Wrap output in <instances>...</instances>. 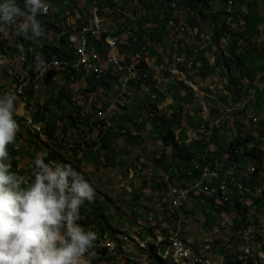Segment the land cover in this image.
I'll return each instance as SVG.
<instances>
[{"label":"crops","instance_id":"crops-1","mask_svg":"<svg viewBox=\"0 0 264 264\" xmlns=\"http://www.w3.org/2000/svg\"><path fill=\"white\" fill-rule=\"evenodd\" d=\"M77 2L78 5L81 6L80 10L85 13L91 10L94 6H98L101 9V13L104 14L105 17H107L108 21L115 28H117L116 32L119 37L123 38L126 34V30L131 29L134 35L138 38V40L147 46L150 53L148 58L146 57L148 68L150 71V78H151L150 84L146 85L137 82L131 83L130 86H128V90L125 93V95H119V91L116 90L114 92H116L117 95L115 96V98L111 100L108 98L106 89L114 86L113 84L109 83V80L114 81L115 80L114 78L108 77L107 81H105L104 84L101 82H99L98 84H93V83L89 84V82L90 81L92 82V80H90L89 78H84L86 90L87 91L91 90V92L89 93L88 91L87 93V91L85 90L84 93L83 91L81 93L79 89L72 88V93L69 92L68 93L69 97H68V94L65 95L66 91L64 92V89H66L65 85L67 83V81L65 80L66 72H60V74H57L56 72H52V73L48 72L45 76L44 81L43 80L39 81L38 90L32 93L29 92V101L26 105L21 100V89L18 88V84H17L15 88V93L18 94V96L15 101L14 119L17 121L18 124H21V126L23 127V131L19 133L20 138H18L17 135L18 132H17L15 142L13 144H9L8 146L13 147L14 144H16L14 150H16L17 148L18 149L21 148L23 151H26L25 154L22 153L23 152L22 150L18 151L17 153L15 152L10 153L11 155L10 158L12 157V155H13L12 158H15V164H13V166H16L15 172H17L19 175H25V176L28 175V171H30L29 166L33 161V159L37 155L41 154L43 145L47 144L50 138L56 137V134L58 135L57 131L58 128L60 127L61 117H63L64 119L65 118L71 119L73 118L71 113L75 112L74 114L77 115L78 114L77 110H80L82 108L86 112L87 111L90 112L92 105L96 107V109L93 110L94 112H96V115L94 116L95 118L100 114L107 115L109 113L108 127L110 128L108 129V132L110 131V136H108V138H106V140L102 142L96 140L92 141V143L91 140L85 142L83 147L86 150L84 152L88 154L89 149H93L96 151L99 148L102 149L104 147L113 149V146L117 143L120 144V146L126 148L124 146V140L121 138L122 136L116 138L113 137V133H112L113 126L111 124L109 126V123H112L111 120L113 118L111 119L110 117L113 114V111L116 110L118 106L127 109V107L130 106L131 102L135 101V98L133 97L132 94L137 95V100H139L138 105L141 111L142 110L148 111L147 112L148 118L151 119L152 121L147 124H143V121H140L141 118L139 117L138 120L133 119L131 121L134 122L133 127H131L128 123L124 125L123 128L129 129V133H130L129 136L133 137L134 142L138 138L137 136H141V133H143V131L145 130L149 131V129L153 130L155 126L165 125L161 121H158L156 124L151 117V111H150L151 105L149 102H153L157 100V99L154 100L151 99V94L153 93H158L159 95V97H157L161 102L159 103L158 105L159 107L157 110L159 114H162V112L167 113L168 118L171 121L174 118L172 117L173 113L176 114L183 110V114H186V115H180L181 117L179 118L178 122L172 121L171 123H173L172 128L175 130L177 134L182 131L183 137L188 136L191 138L190 140H188L189 141L188 143H193L195 141H200V143H204L203 139H207V135H209L210 133H206L202 129L200 130L199 126L202 123H205L206 126L212 125L213 123L217 122V119H220L224 126L230 127V130H232L233 133L231 137L232 139L234 136L244 133H248V134L250 133L253 135L259 134L260 132L259 127H262V125H260L259 123L261 120H264V0H257L252 14L253 16L252 18L253 20H255L252 30L253 37L251 39L252 50H254L253 47H256L258 50V54L245 61V64H247L246 75L245 78H243L242 81L239 82V86L244 88H248L253 85L257 87L255 97L253 98L252 97L250 98L247 93L241 94L240 97L232 96L231 91L226 87L228 83L227 82L228 78L225 73V69L217 61L219 46L216 45V42L215 40L212 39L211 35H207L204 33L203 34L204 39H202V41H200L201 35L199 37L192 35L194 33L197 34L199 32V28H201V21H199L200 23L198 25H195L190 28L187 26L186 23H184L183 25L186 24L185 25L186 27H184L182 31H179V35L176 34L175 30L173 32L172 30H169L166 27L164 28L161 25L164 16L163 12L164 9H168L169 0H118V8L114 7V5L112 6L110 4L111 2L109 3V0L107 1L77 0ZM19 4L23 5L21 2H19ZM63 5L64 7H66L65 4ZM242 6L246 7V3H243ZM220 8H222V10L224 9L226 10V4L223 3V6ZM118 9L123 10L126 13L125 17L127 18V20L124 21L122 24L120 23V20L117 17ZM182 17L183 16H181V18ZM220 18L223 19L224 16H220ZM52 32H53V36L48 38V41H46L43 45L53 46L51 41L57 39L59 37V34L54 30ZM258 32L260 33V35L258 34L257 36ZM45 34H47V31L43 29L41 37H39L36 40L37 41L40 40L42 36H45ZM3 36H4L3 38L5 39V43L8 46H13L16 42L25 38L23 35H17L15 31L11 32L8 29L5 33H3ZM176 38H178L177 42L179 43V48L177 50H174L173 43L176 40ZM95 43H101L100 38H96ZM101 47L102 44H100V48ZM100 51H107V50L100 49ZM9 52L10 50H8V48H0V63L4 64L5 56L6 58H17V54L16 55L14 54L12 57L10 54H8ZM175 56H180L177 61L175 60ZM161 63L167 64L169 68L170 67L176 68L175 72L177 74L180 75V73L183 72L181 73L183 77L187 78L188 76L194 82H196L199 89L203 92L202 96H204V99L206 101L207 112L205 114L201 110L202 106L200 105V99L195 98L193 92L188 87L182 85L179 75L172 74L169 70L158 69V65ZM12 72H13V68L7 65L3 66L0 64V84L2 85L0 88L1 90L0 96L4 95L3 87H6V91L12 93L14 92L12 89L14 86H11L10 83L15 84V80L17 79L14 77ZM57 75L61 76L62 78H57ZM113 75L117 76L116 71L113 72L112 76ZM184 84L185 85L188 84L187 86L190 87L189 81H187V84L184 82ZM74 85L75 84L71 83L70 87ZM64 86L65 88L63 89L62 87ZM98 87H100V90L97 89ZM114 87L117 89V85H115ZM155 87L158 90L155 91L154 89ZM258 87H261L262 89L260 90V88ZM93 91L97 93L96 99H91L89 101H86V99L83 100L84 98L87 97L86 95L88 96L91 95ZM79 92L80 95H76ZM204 93H209L210 96L207 97L205 96ZM58 94L60 96H58ZM73 97H77V100L73 101L72 99H69ZM233 97H235L236 100H233ZM222 107H224V110L222 109ZM43 108L49 111L50 115L47 117H51L52 120L49 121L48 119L46 120L41 119V113ZM101 110H104L105 112ZM234 110H240L241 112L240 114H237L236 112H234ZM27 116L41 121L42 123L41 130L35 129L33 122H29V124L32 127V130L28 126H26L25 117ZM176 117H178L177 114ZM185 129H187V133L185 132L186 131ZM29 131H31V133H29ZM89 134L90 135L93 134V130ZM212 134H217L218 136H220L222 141L228 140L226 136V130H215L213 131ZM32 135H36L37 138L36 139L32 138L31 137ZM105 135H109V134L106 133ZM144 140L146 141V139ZM135 143L137 144V142ZM200 143L196 142L192 145L193 152H198L201 150L202 145ZM91 144L94 145V148L89 147V145L91 146ZM156 144L157 146H154L151 143L146 145L143 144V146L137 144V146L130 149L132 150L131 154L133 159L137 161L136 163L134 161L132 162L134 164V167H138L141 164L147 163V166H145V170L143 168V172L149 171L152 166L154 167V168L152 167V169L159 168V163H157L156 160L160 159L163 153L162 151H165L166 154L163 155L164 158L163 162L174 166L173 168L174 170L173 169L172 170L176 172L175 166L179 161H177L175 158L176 157V155L174 154L175 149L171 146H167L163 144L164 147L161 149V151H159L158 146L160 145L157 142ZM66 145L67 143L64 144V146ZM23 146L24 148H22ZM225 150H227V148ZM118 153L120 154V151H118ZM106 158L107 157L101 154V156L97 158L98 161L95 162L93 161L94 163H91L92 159L90 161L85 159L82 154L80 155L74 154L70 158V160L74 165L80 166L81 170L84 171V173H86L92 179L99 178L104 180L106 178H109L110 174L113 175L114 177L116 175L119 179L125 177L130 178L129 173L131 170H127L130 169V167L118 168L115 164L116 159H110V164L107 165L108 166L107 168H105L106 166L105 164L107 160ZM222 158H223L222 174H224V176L226 177L230 176L235 182L241 181L244 184L248 183V186L246 185L248 189L245 192L244 203H248V201L253 200L249 202L250 203L249 206H251L250 210L257 209L258 204L254 202V200H256L254 198L259 197V192H263L264 195V156H263V160L260 163H258L254 158L249 157L245 160H242L240 162V165L237 166L236 168H234L232 165L231 162L232 159H229L226 156V154L223 155L220 159ZM80 160H82V162L85 161L84 164L82 163L79 165ZM198 160L199 159L197 158L195 159V161L192 159L189 160L187 163L181 161V166H184L185 170L187 171L185 173L186 178L192 184H194V182L192 181V178H194V176H191L192 169L190 167ZM55 162L60 163V161L58 162L56 158H55ZM55 162L51 161L50 163H55ZM45 163H48V161L45 160ZM250 167H256V169H258V174L257 175L250 174L248 172ZM22 169L23 170L26 169V170L22 171ZM108 169H110V173L107 174ZM135 178L139 179L140 186H144V181L140 175L136 174ZM177 178L179 180H182L180 179V177H178V174H177ZM256 178L259 180L258 182L260 183H257ZM133 180L134 179H131L132 182ZM215 183L216 181L213 179L212 184L210 185L214 186ZM203 184L204 182H202L201 184L197 183V185H203ZM155 185L156 184L154 183V186ZM249 185L255 188L253 189L249 187ZM129 188L131 189L132 187L129 186ZM164 189L167 190L168 188L166 187ZM147 192H149L147 189L145 190L142 189V195L139 194L140 195L138 197L139 199L137 198V200H134L133 201L134 203L132 205H127L126 209L124 208L125 212H123L121 205L119 206L118 203L116 205L113 203L117 212L113 210L110 213L108 211L109 210L108 206L113 205L112 201H109V199L108 200L103 199L104 203L99 202L100 200H97L98 198L97 196H95L94 200L89 203L91 204L90 207L92 209L96 211L103 209V211L105 212V219L102 224V230H100L101 223L100 224L97 223V221H100L99 219H97L96 222L91 224L90 222L93 220L90 221L88 219L89 216L87 218V216L82 214V213H87L88 209L90 208L89 207L88 209L84 210V204L81 206L80 209V220L78 221V223H80L81 226L84 227L86 230H89L93 227H97V229H94L92 231L97 233V237H101V234L103 233L107 234L106 236L109 239L107 240V242H111L115 240L118 241L116 244H119L120 241H124L126 238L131 240L133 239V236L127 235L128 232L131 233L135 227L136 229H138L141 225H146L145 220L147 221L153 220V224H154L155 223L154 221H157L161 217V215H159L158 210L156 211L157 205L155 204L158 202L157 199L154 198L155 204H153L151 200V196ZM222 192L226 193L225 190ZM128 199L129 197H127V200ZM222 199L225 201L224 197H219L217 202L219 204H222L223 203ZM128 201H130V199ZM197 202H198L197 198L195 196L194 197L191 196V199H189L186 205L187 207L193 208V206H195ZM182 204L183 203L181 201V205ZM92 209L91 210L89 209L90 215H92L93 213ZM127 210L130 212H128ZM208 211L209 209L208 210L206 209L207 215H208L207 213ZM225 212L233 217H236L239 211L237 212V210L230 207ZM113 214H115L116 216L118 215L120 218L118 219L119 224L116 226L112 225L109 217ZM163 214L168 215L165 213ZM214 214L215 213L210 214L209 216H213ZM222 214H224V211H222ZM178 216L182 218L185 217V214H180ZM85 220L87 222H85ZM177 222L178 220H176V223ZM97 224L98 226H96ZM166 224H168V221L166 222ZM90 225H92L93 227H90ZM147 225L145 226L146 228L145 230L148 233L149 230L147 229V227H149V224ZM173 226L175 228L176 224L173 223ZM173 232L174 229H172V233ZM120 234H121L120 239L113 237V235L119 236ZM138 241L140 243H143L142 242L143 240L141 239H138ZM98 244L100 245V247L103 246L102 244H104V240L99 239V242H97L95 246L98 247ZM119 245L121 249L124 248V246L122 248L121 243ZM119 247L117 245H113L111 248L113 250H118ZM131 249L128 250L127 255L124 254V257H121L119 259L118 261L119 263H115V261H113V258H111L110 254L107 257L105 256V258L103 257V255L100 257H103L104 259L109 258L108 259L109 264H136L133 263L132 260L135 262H146L145 256L144 259L138 258L140 256L139 253L144 254L141 250L137 251V248H135V250L133 249L134 251H131ZM94 251L99 252L100 249L96 248L94 249ZM147 261L152 262V260L149 259ZM156 264H160V263L157 262Z\"/></svg>","mask_w":264,"mask_h":264},{"label":"rangeland","instance_id":"rangeland-1","mask_svg":"<svg viewBox=\"0 0 264 264\" xmlns=\"http://www.w3.org/2000/svg\"><path fill=\"white\" fill-rule=\"evenodd\" d=\"M46 1H48L49 4ZM62 1L63 0H60L59 3H57L58 1H56V0H43V2L46 4L47 8L49 5V7L51 9H58L59 8L58 6L60 3H61V5H63ZM68 1L71 2L70 0H68ZM2 2H3V0H0V3H2ZM14 2L17 5H19L20 7L23 6V5L19 4V2H21L23 4L22 0H15ZM69 2L65 1L64 2L65 6L72 4V2L70 4H69ZM177 2L179 4V12L176 14L175 19H177L176 17H178L179 22L182 21V22L186 23L189 28L192 27L191 23H189V20H191L193 18V16H195V14L198 11L197 10L195 12L189 11V7L185 6V2H187V0H185L183 4H182L183 1L181 2L178 0ZM223 3H224V0H215L213 3H211V8L209 9V11L212 12L213 14H216L219 11H223L222 8H220L223 6ZM199 7H200V5H199ZM239 8H241V7H239ZM67 9L72 11V13H69V14H73L74 16H77V20H85V17H80V15L77 14V12L74 9H72V7H70V8L68 7ZM85 9H87V8H85ZM243 9H244V7L242 8V10ZM100 10L101 9L98 6L93 7V11H100ZM203 11L206 12L208 10H203ZM250 12L252 13L253 11H250ZM223 13H225V12H223ZM251 13H249V14L251 15ZM57 14H62V13H57ZM226 15H227V13H226ZM180 16H183V19H180L179 18ZM117 17L119 18L121 24L124 21H126V19H124V12L123 11H118ZM63 18L65 19V18H67V16L65 17L62 15L60 17V19H58V20H57V17L55 18V16H54V18H53L54 28L62 29V24L64 23ZM102 19L107 20V25L109 27H113L114 29H117L108 21L107 17H105L104 14H102ZM246 21H247V17H246ZM60 22H62V23H60ZM83 26H85V27H83V29L84 28L89 29V28H91V23H85V25H83ZM210 27H211V25L209 24L208 21H202L201 22V28H199V32L197 34L194 33L192 35L193 36L195 35L196 37L197 36L199 37L201 35L200 41H202V39H204L203 34L205 33L208 35V33L211 31ZM167 28H168V26H167ZM48 29L49 28L46 27L45 31H47V34H45V36H42V38L40 40L35 42L37 52L39 50H42V48H40V47L46 41H48V38L53 36L52 30H48ZM206 30H209V31L206 32ZM129 31L133 32L131 29L126 30V32H129ZM0 34H2V33H0ZM258 34L260 35L259 32L257 33V36H258ZM87 37L91 42L94 41V37L91 34L88 33ZM96 37L100 38V35L97 34ZM23 39L25 40V38H23ZM223 41H228V40L224 39ZM51 43L53 44V47L56 49V51L61 52L63 50H66V44H65V42L62 41V36H60V35L57 39L52 40ZM101 49L105 50L106 46L103 44ZM27 52L29 53L30 50L26 51V53ZM51 60H53V59H51ZM47 63L48 62H45L44 64H47ZM245 65H247V64H245ZM73 69L77 71V68L75 66H73ZM245 70H246V68H245ZM114 71H116V70L108 71L106 76L112 75ZM50 73H52V72H50ZM243 77L245 78L244 74H243ZM57 78H62V77L57 75ZM91 79L94 80V82L102 81V79H99V78L96 79L95 76H91ZM148 79H149V77H144V78L139 77V80H140L139 83H143V84L145 83L146 84L148 82ZM65 80H66V78H65ZM237 80H238V82L242 81V80L239 81L238 77H237ZM183 81L186 84H187V81L193 82L192 80L187 79V78L184 79ZM75 82H76V84L74 86H71V88L69 87L68 83H66V85H65L66 89H64L65 86L62 87L64 89V92L66 91L65 95L68 94L69 92L72 93V88L79 89L81 91V93H82V91L84 93V91L86 90L85 83L80 81L79 79ZM91 83L92 82L90 81L89 84H91ZM10 85L15 86V84H13V83H10ZM97 89L100 90V87H98ZM106 90H107L106 93L108 95V98L111 100L113 98H115V96L117 95V93L114 92L117 90L114 86H112ZM127 90H128V86H125V93L127 92ZM88 91H89V93L91 92V90H88ZM88 91H87V93H88ZM250 92L252 93L253 90H250ZM76 95H80V92L77 93ZM132 95L135 98V101H132L130 106L127 107V109H124V108L119 107L117 105L118 106L117 109L113 111V114L110 117L111 119L113 118L111 120L112 123H109V126H110V124L113 126V128H112L113 137L116 138V137L122 136L121 138L124 140V146L126 148L120 146V144L117 143L113 146V149H109L107 147H104L102 149L99 148L96 151L93 149H89L90 154L89 153L86 154L84 152L86 149L83 147L85 142H87L89 140H91V143L94 140L101 141V142L105 141L106 138H108V136H110V131L108 132V130H107V134H109V135H105L106 133H104V136H102L100 139L95 138L94 133L91 135L89 134L90 132H92L93 128H88V123H86L85 121L81 120V122L86 123L85 126H86L87 131L84 133L83 132L84 128L78 122H75L74 119L73 120L67 119V118L64 119L63 117H61L60 118V120H61L60 127L58 126L59 128L57 131L58 135L56 134V137H55L58 139V143L55 140L51 139L48 141V143H47L48 145L43 146L42 151L45 149L44 154H46L44 156V158L49 159V156H50L51 159L56 158V160L58 162L60 161L61 164L66 163V162L72 163L70 158L74 154L75 155L76 154H79V155L82 154L85 159L90 160V161L92 159L91 163H94L95 161H98L97 158L99 156H101V154H102L105 157H107L105 168H107L108 167L107 165L110 164V159H116L115 164L118 168L130 167V169H132L134 167V164L132 162L134 161L136 163L137 161L135 159H133L132 154H131L132 150H130V149L137 146V144L140 146H143V144L146 145V144L151 143L154 146H157V144H156V142H157L160 145V146H158V148H159L158 150L161 151V149L164 147L163 144L165 145V143L162 140V135L167 130V126H166L167 124L161 125V126H155V128L153 130L149 129V131H147V130L143 131V133H141V136H137L138 138L135 140V142H137V144L134 142L133 137L129 136V134H130L129 129H127V133H125V135H122L121 130L124 127V125H126L128 123L131 127L134 126V122H131L133 119L138 120L140 117L143 121V124H147L149 122H152L151 119L148 118V115H147L148 111H143V110L141 111V109L138 105L139 100H137V95H135V94H132ZM86 96H87L86 98L83 99V97H82V99L83 100L86 99V101H89L91 99H96L97 93H95L93 91L91 93V95H89V96L86 95ZM155 96H156V98L158 97L157 95H155ZM68 97H69V94H68ZM151 97H152V95H151ZM111 100H109V101H111ZM95 109H96V107H94L92 105V108H91L92 112L87 111V113H88L87 121H94L95 120L94 116L96 115V112L93 111ZM222 109L224 110V107H222ZM101 111L105 112L104 110H101ZM234 112H236L237 114H240L241 111L240 110H234ZM162 113H164V112H162ZM178 113L181 115H186V114H183V111H180ZM105 116H106L105 114L98 115L96 117V121H101V124L104 126V123L107 120V116L109 118V113L107 114L106 117ZM167 116H168V114H167ZM179 118H180V116L178 117V119ZM46 119H48L49 121L52 120L51 117H44L43 118V120H46ZM213 122H215V121H213ZM18 125H19V131H18L17 135H18V138H20L19 133H21L23 131V127L21 126V124H18ZM107 125H108V123H107ZM109 128L110 127H108L107 129H109ZM199 128H200V130L202 129L201 125L199 126ZM185 130H186L185 132L187 133V129H185ZM104 131H105V126H104ZM248 132H250V131H248ZM29 133H31V131H29ZM206 133H208V132H206ZM35 134H37V133H35ZM247 134L248 133H244L243 136H246ZM178 135H179L181 143L192 144V143H188L189 142L188 140H190L191 138L188 136L183 137L182 131L180 133H178ZM181 135H182V137H181ZM89 136H91V137H89ZM208 136H210V137H208ZM255 136H257V138H260L259 135H255ZM31 137L35 138V139L37 138L36 135H32ZM144 139H146V141ZM203 140H204V143H200V141H195V142H199L202 145L201 150L198 152L200 154H202L203 158L207 155L208 156L212 155L213 157H216L217 164H222V159H219V158H221L223 156V154L226 152L225 149L227 148L226 147L227 141L226 140L222 141L220 136H218L217 134H209V135H207V139H203ZM34 141H36V140H34ZM65 143H67L66 146H64ZM68 144H70V145H68ZM77 144H78V146H77ZM253 144H254V142H253ZM57 145H58V149L53 151V148H56ZM260 145H264V143H262ZM47 146H49V147H47ZM140 146H139V148H140ZM15 147H16V144H14L13 147L8 146L9 155H10V153H13V152L17 153L18 151L22 150L21 148H19V149L17 148L16 150H14ZM78 147H79V149L77 150ZM89 147L94 148V145L91 144V146L89 145ZM261 147H264V146H261ZM22 148H24V146ZM118 151H120V154L118 153ZM162 152L163 153L161 155V158L156 160V162L159 163V168L155 167L156 169H152V167H153L152 166L149 171H147L143 175H140L142 177V179H145L146 175L150 171H160V170L161 171H167V174L170 175V173H171L172 175L169 178L163 177V179H161L159 181V182H161L160 186L164 187V188L167 187L168 188L167 190H174V186L188 187L189 188V187H192L195 183L197 185V183L201 184L202 181H204V177L202 176V173L204 171L203 166H201L203 168L200 167L201 172H200L199 177H196V175H194V174L191 175V176H195L194 178H192V181L194 182V184L190 183V181H188V179L186 178L185 173L187 171L185 170V167H183L182 175L178 176L182 180H179L177 178L176 172L173 171L174 166H172L171 164H167V163L163 162V160H164L163 155H165L166 152L165 151H162ZM22 153L25 154L26 151H23ZM12 157H13V155H12ZM12 157H11V159H12V167L11 168H13L14 167L13 164H15V158H12ZM51 161H53V160H50V162ZM84 162H82V160H80L79 165L82 163L84 164ZM232 165L233 166H239L240 163L232 162ZM73 166L75 168H77V171H82L80 166L74 165V164H73ZM142 166L145 170V166H147V163H144ZM255 169H256V167L252 168V174H254ZM25 170L26 169H24V170L22 169V171H25ZM29 172L30 171H28V174H29ZM82 172L84 173V171H82ZM14 173H15V170H14ZM108 173H110V169L107 170V174ZM84 174H85V178L87 180H89V182L92 184L93 188L95 189V192H96L95 196H97V198H98L97 200H100L99 202H103V199L104 200L109 199V201H112V204L114 203L116 205L118 203L119 206L121 205L123 212H125L127 205H132L134 203L133 201L137 200V198L140 195H142V189H144V190L146 189V186L134 185L133 182L131 181V179L126 178V177L119 179L116 175L114 177L113 175L110 174V177L108 176L109 178L102 180L99 178H93L92 179L86 173H84ZM220 176L221 177L219 178V180H226V186H229V187H226L224 189L226 191V193L222 192V197L225 198V201L222 199L223 203L221 204L220 207H217L216 203L214 201V206L216 207L217 211H213L211 213V214L215 213L213 216H209L206 214V209L208 210V207L205 204L208 202V199L213 198L214 195L213 194H204L201 190L190 191V196H193V197L195 196L197 198V201H198L196 203V205L193 206V208L187 207L186 203L189 200H181L183 203L181 205V208L185 207L183 209H181L179 207H171V209L165 208V201H162V198H155L158 201L157 202L158 204L154 203L155 205H157L156 211L158 210V212H159V210H163V213L168 214V215L161 214L160 219H158L157 221H154L155 222L154 224H153V220L151 222H150V220H148V221L145 220L146 225L149 223V228H150V230L147 233V238L142 237V236L137 235V234H134V233L131 234L128 232L127 235H132L133 239L129 240L128 238H126L124 241H120V243L122 244V248L124 246L123 249H121V247H119L120 243L116 244L118 241H115V240L111 241V242H107L105 245H103L101 247L99 244H98V247L94 245V249L99 248L100 254H102L103 257L105 258V256L107 257L110 254V252L114 251L111 248L113 245H117L119 247V249L116 251L122 254L121 257H124V254L127 255L129 249L132 248L131 251H134L135 248H137V251L141 250L145 254L144 255L142 253H139L140 256L138 258L144 259V256H145L146 262H148L147 260L149 259V260H152V262H149L150 264H156L159 261L156 260L155 255H152L148 250L149 244L152 243V244H155L157 251H158V255L162 256L166 260V264H173L170 262V260L167 256H165L162 252L159 251V245H165L166 244L167 250H175L177 248V242H175V241H179L178 245L180 246L182 244L183 246H185L188 252H198V259L204 260L203 264H225L227 258L234 260L235 262H237L239 264H244V262L241 263V261H239V260H247L248 261L249 258H252L253 262L255 264H264V195H263V192H259V197L254 198V199H256V200H254V202L256 201V203L258 204L257 209H254V210L252 209V210H249L247 212H245V211H241V212L239 211L238 212L237 211L238 215H236V217L229 215L225 211H224V214H222V212H220L218 210L221 209V207L223 205L230 202L234 197H237L239 200L241 199L242 201H244L245 198H243L241 195H237L236 191L240 190V193H242L245 197V192L248 188L241 181H238L237 183H235V181L233 179H227V177L224 176V174H222V171H220ZM129 177H131V171L129 173ZM127 180H129V181H127ZM256 180H257V183H260V182H258L259 180L257 178H256ZM212 181H213V179H211V178L207 179L206 185L212 184ZM121 183H124V184H121ZM129 186H131L132 188L130 189ZM247 186H248V184H247ZM249 187H251L253 189L255 188V187H252L250 185H249ZM147 193L150 195L149 192H147ZM127 197H129L130 201H128L129 199L127 200ZM204 197L205 198L207 197V199H205ZM149 198H150V196H149ZM218 198L219 197H217V200H218ZM204 200H206V201L204 202ZM251 201H253V200H251ZM251 201H248V203H244V204L249 206V204H250L249 202H251ZM114 204L108 206V209H109L108 211L110 213L113 210H115V212H117ZM90 206H91V204L89 202L85 201L84 210L88 209ZM179 209H181V210H179ZM92 212L95 215L96 210L92 209ZM128 212H130V211H128ZM93 213H92V215H90V211L89 212L87 211V213H82L83 215L87 216V218L89 216L88 219L90 221L93 220L90 222L91 224L97 221L96 217L94 219ZM180 214H185V217L181 218L180 216H178ZM113 215H115V214H113ZM113 215H111L109 217H110L112 225L116 226L119 224L118 219H120V218L118 215L117 216L116 215L113 216ZM176 220H178L179 223L178 222L176 223ZM167 221H168V224H166ZM85 222H87V221L85 220ZM97 223L100 224L101 222L97 221ZM150 223L153 225H150ZM173 223L176 224L175 228L173 226ZM98 224L96 226H98ZM102 224L103 223H101L100 230H102ZM145 226L141 225L138 229L145 230L146 229ZM90 227H93V226L90 225ZM93 229H97V227H93L89 230H93ZM160 229H162V230H160ZM172 229H174L173 233H172ZM159 231H161V232H159ZM245 232H249L251 235V238H250L249 242H247V243L244 240L243 235H242ZM106 235L107 234H105V233L101 234V237H98L97 242H99V239L109 240ZM120 236H121V234L119 236L113 235L114 238H118V239H120ZM138 239L143 240L142 241L143 243H140L138 241ZM144 240H145V242H144ZM163 249H165V248L163 247ZM103 257H100V259H104ZM159 263L162 264L161 262H159Z\"/></svg>","mask_w":264,"mask_h":264},{"label":"clouds","instance_id":"clouds-1","mask_svg":"<svg viewBox=\"0 0 264 264\" xmlns=\"http://www.w3.org/2000/svg\"><path fill=\"white\" fill-rule=\"evenodd\" d=\"M47 11L43 0H23V7L3 0L0 33L14 27L17 35L37 39L43 32L37 16ZM36 61L39 70L44 61ZM16 99L12 92L0 96V264H92L97 233L78 223L81 206L96 195L85 174L71 162L45 163L46 154L33 159L26 176L10 171Z\"/></svg>","mask_w":264,"mask_h":264},{"label":"built area","instance_id":"built-area-1","mask_svg":"<svg viewBox=\"0 0 264 264\" xmlns=\"http://www.w3.org/2000/svg\"><path fill=\"white\" fill-rule=\"evenodd\" d=\"M15 1V0H14ZM66 1V0H65ZM178 0H169L168 2V13L164 14L163 20L161 22L162 26H168L169 30L176 31V27H183L184 22L182 23L175 19L176 14L179 12V4ZM235 0V7L236 2ZM111 2V3H110ZM109 3L114 7L118 8V0H109ZM108 3V4H109ZM48 11L46 14L38 15L37 20L40 22L42 29L52 30L50 26L53 28V18L57 13H60L58 9H51L48 5ZM225 10V9H224ZM123 11V10H117ZM124 12V11H123ZM85 13V12H84ZM230 13V12H228ZM124 19L127 20L125 17ZM249 14V9L244 7L243 11H240V17H234V20L229 21V25L232 29H234L235 21H243L246 22V16ZM180 19L181 16L179 17ZM238 18V19H236ZM161 21V20H160ZM83 23H91V30L94 33V41L86 42L80 38V30H83ZM9 31H15L14 27H9ZM60 36H62V41L66 44V50L59 52V55L54 54V61L48 62L44 64L39 70L36 68V58L34 60H26V51L31 50L32 48H36L35 42L36 39H22L16 42L13 46H8L6 43H0V48H8V50H18L20 51V58H6L4 57V66H10L15 70V77L18 80V88L21 89V100L26 105L29 101V92H35L38 90L39 81L44 80L46 73L56 72L60 74V72H66V80L68 81V85L76 84L75 81L78 79L84 82V78H91V76H98L103 81H106V74L108 70H116L117 75V90L119 91V95H125V86H130L131 83H139V77H150V71L148 68L147 62H143V54H150L147 46L144 43H141L138 38L134 35L133 32H126L123 38L117 35L116 29L113 27H109L107 25V20L102 19V13L100 11H93V8L85 13V20H77V16L73 14H67V18H65L64 23L62 24V29L60 31H55ZM95 34L103 35V42H108V50L100 51V44L95 43ZM3 35V34H0ZM207 37V36H206ZM38 39V38H37ZM7 40V38H6ZM222 47H227L229 41H220ZM174 50L179 48V43L174 41L173 43ZM240 51V50H239ZM238 51V53H239ZM53 50H49L46 53H53ZM44 54L42 50H39V55ZM180 56H175V60H178ZM129 59V60H128ZM70 66H77V73H70ZM159 70H169L172 74L179 75L175 72L176 68H169L167 64L161 63L158 65ZM238 73V68H233V74ZM180 81L181 79H186L180 73L179 75ZM71 88V87H70ZM190 88L195 89V98L200 99L201 108H204V114L207 112L206 101L204 96H202V91L199 89L194 82H190ZM260 90L262 89L261 87ZM254 93H247V90L244 88L243 94L247 93L249 97H255ZM205 96H210L209 93H204ZM153 100L157 99L155 97V93L151 94ZM58 96H60L58 94ZM73 101L77 100V97L69 98ZM81 113V120L88 123V128H93V133L95 138H101L104 136V126L101 124V121H87L88 113ZM49 111L46 109L42 110L41 119L49 116ZM26 122H33L34 128L37 130H41L42 123L37 119H33L29 116L25 117ZM142 121V119H140ZM215 125H222V130L227 131V143L232 142V130H230L229 126H224L220 119H217ZM214 126V125H213ZM213 126H206L205 123L201 124V128L204 132H208L210 134L213 133ZM122 134L127 133V129L123 128L121 130ZM231 134V135H230ZM58 149V145H57ZM79 147L77 148V150ZM227 156V155H226ZM143 164L138 167H133L131 170V179L133 183L139 185V179L135 178L136 174L143 175L146 172H143ZM223 164H217L216 158H213V161L204 167V171L202 176L204 177L203 185H196V183L192 187H177L174 186V190H166L164 187L154 188V180L155 179H163V177H170L172 174H167V171H150L146 175L144 181V186L149 190L152 203L154 204V198H162V201H165V208L171 207H179L181 208V200H189L191 198L190 191L193 190H201L204 194H213L214 197H222V191L226 187V180H219V172L222 171ZM236 168L237 166H233ZM252 168L250 167L248 172L252 174ZM208 178H212L216 181L214 186L206 185V180ZM227 179H232L230 176ZM237 195H241L243 198L244 195L239 191H236ZM90 210L92 208H89ZM183 209V208H181ZM163 214V210H159V215ZM94 230V229H93ZM162 230V229H160ZM161 232V231H159ZM131 233L140 235L142 237L147 238V231L143 229H136V227L132 230ZM243 235L244 240L249 242L251 235L249 232H245ZM175 241V240H174ZM107 240H104V244H106ZM177 242V250H167L166 244L159 245V251L162 252L165 256H167L171 263L173 264H203L204 260L198 259V252H183L182 250H178V242ZM97 244V240L95 241ZM102 244V245H104ZM163 247L165 249H163ZM111 258L115 263H119V259L121 258V253L114 250L110 252ZM109 259V258H108ZM108 259H100V252H96L95 259L92 260V264H109ZM136 264H150L149 262H134ZM255 264V263H254Z\"/></svg>","mask_w":264,"mask_h":264},{"label":"trees","instance_id":"trees-1","mask_svg":"<svg viewBox=\"0 0 264 264\" xmlns=\"http://www.w3.org/2000/svg\"><path fill=\"white\" fill-rule=\"evenodd\" d=\"M107 1V0H104ZM179 1H183L182 4L184 3L185 0H179ZM215 0H187V2H185V6L189 7V11L191 12H195L196 10L198 11L195 16H193V18L191 20H189V23H191L192 27L195 25H198L200 22L199 21H208L209 24L211 25L210 27V32L208 33V35H211L212 39L215 40L216 44L219 46L218 48V57H217V61L219 64L222 65V67L225 69V73L227 75L228 78V83L226 85V87L231 91L232 96H236V97H240L241 96V89L239 88V82L237 80V77L240 80H242L243 74L246 75V65H245V61L256 56L258 54V50L256 47H253L254 50H252V30H253V24L254 21L253 20V12L251 13L250 11H253L254 6L256 5L257 0H241L242 3H246L247 4V8L249 9V13L246 17H247V21L246 23L241 21V24L244 25L241 30L239 31H235L234 29H232L230 27V25L227 23V17L230 16V13H228L227 11H219L216 14H213L212 12L209 11V9L211 8V3H213ZM72 2H76V0H72ZM200 5V7H199ZM203 10H208L206 12H204ZM225 12V13H223ZM168 13V9H164L163 14ZM227 13V15H226ZM224 14V15H223ZM224 16L223 19H220V16ZM238 19V18H236ZM235 24H239V21H235ZM240 27V26H239ZM51 29H56V28H52V25L50 26ZM209 30H206V32ZM210 37V38H211ZM223 37H228L229 38V44L227 47H222L221 46V39ZM40 48H42V52L46 53L49 50H53L54 52L51 53L52 56H54V54L59 55V51H56V49L53 46H49V45H43ZM34 49V48H33ZM240 50V51H239ZM239 51V53H238ZM48 54V53H47ZM47 59L49 57H46ZM52 61V60H50ZM48 61V62H50ZM238 68V73L237 74H233V68ZM240 75V76H239ZM108 76H106L107 78ZM151 80V78H150ZM149 80V81H150ZM107 81V79H106ZM101 83H105L101 82ZM154 87V86H153ZM155 91L158 90L156 87L154 88ZM233 100H236L235 97H233ZM151 105L150 111H151V117L153 119V121L157 124L158 121H161L163 124H167V130L166 132L162 135V140L165 143V145L167 146H172L175 149V155H176V160L179 161L176 164V175L178 174V176L182 175V170L184 166H181V161H184L185 163H187L189 160H194L197 158L199 159L198 161H196L190 168L192 169V174L196 175V177L200 176V167H206L207 165H209L212 161H213V156L211 155H207L204 158L202 157V154H200L199 152H193L192 151V145L196 142H193L192 144H183L180 142V138L179 135L175 132V130L172 128L173 123H171L172 121H178V117L181 114H177L178 117H176V114H172L173 120L171 121L166 113H162L159 114L158 110V105L160 102L159 99L153 101V102H149ZM157 111V112H156ZM183 111V110H182ZM181 117V116H180ZM260 125H262V127H259V137L257 138V136L252 135V134H247L246 136H243V134H239L236 135L234 137V139L232 140V142H230L229 144H227V150L225 152L226 155H228L229 159H232V162H237L240 163L242 160H245L247 158H254L258 163H260L263 160V156H264V152L262 149H264L263 147L260 148V144L264 143V120H261ZM218 130H222V128L218 129ZM55 137H52L50 139H53ZM254 142V144H253ZM252 144V145H250ZM225 151V150H224ZM223 154V155H225ZM223 160V158H222ZM201 167V168H203ZM16 170V166H14L13 168H11L10 171H14ZM256 171V172H255ZM255 173L254 174H258V169H255ZM17 173V172H15ZM18 174V173H17ZM253 174V175H254ZM19 175V174H18ZM195 177V176H194ZM237 183V182H235ZM248 183H245V185H247ZM215 200L216 206L220 207L221 204L217 203V198H209L208 202L206 203V206L208 207L209 211L207 212L208 215H210L213 211L216 210V207L213 205V202ZM256 203V201H255ZM226 205V206H225ZM225 205H223L221 207V209H219L218 211L222 212V211H227L230 207H232L233 209L237 210V211H249L251 206H248L246 204H244V201H242L241 199L239 200L237 197H234L230 202L226 203ZM96 218L100 220L101 223L104 222L105 219V212L103 211V209L101 210H97L96 211ZM150 246H151V250H150ZM149 252L152 255H155L156 260L160 259L159 262H161L162 264H166V260L158 255V251L157 248L155 246V244H149V248H148ZM153 250V251H152ZM152 251V252H151ZM242 262H244V264H254L253 259L249 258L248 261L247 260H239ZM225 264H239L237 262H235L234 260L231 259H226Z\"/></svg>","mask_w":264,"mask_h":264},{"label":"bare ground","instance_id":"bare-ground-1","mask_svg":"<svg viewBox=\"0 0 264 264\" xmlns=\"http://www.w3.org/2000/svg\"><path fill=\"white\" fill-rule=\"evenodd\" d=\"M56 1H58L57 3H59V1L60 0H56ZM71 2H72V0H70ZM47 3H48V1H46ZM64 2H65V0H63L62 1V3L64 4ZM66 2H69L68 0H66ZM71 2H69V4L71 3ZM224 2H225V4H226V10L225 11H227V12H230V16H228L227 17V23L229 24V21H232V20H234V17H240V11H243L242 10V8H243V6H242V1L241 0H238L237 2H236V7H235V0H224ZM49 4V3H48ZM59 9L61 10V13L62 14H57V15H55V18L57 17V20L58 19H60V17L63 15V16H67V14H69V13H72V11L71 10H68L67 8L69 7H72V9H74L76 12H77V14H79L80 15V17H85L84 16V12H82L81 10H80V5H78V2L76 1L75 3L74 2H72V4L71 5H67L66 7H64V5H61V3L59 4ZM66 9H64V8ZM239 7H241V8H239ZM82 9V8H81ZM64 19V18H63ZM65 20V19H64ZM55 23V22H54ZM60 23H62V22H60ZM246 23V22H245ZM83 25H85V23H83ZM186 25V24H185ZM184 25V27H186ZM245 25V24H244ZM244 25H242L241 24V21H239V24H235V22H234V30L235 31H239V30H241V28L244 26ZM240 26V27H239ZM83 27H85V26H83ZM164 28L166 27L167 28V26H163ZM53 28H54V24H53ZM61 28V27H60ZM168 29V28H167ZM54 30V29H53ZM61 29H59V28H56L54 31H60ZM91 30V28H89V29H83V30H80V38L82 39V40H85L86 42H91L89 39H88V37H87V34L89 33V34H91L93 37H94V33L92 32V31H90ZM183 30V27H177L176 28V34H178L179 35V31H182ZM3 34V33H2ZM100 35V42H101V44H102V46H103V44L106 46V50H108V42H103V35L102 34H99ZM97 36V34H95V41H96V37ZM4 36L3 35H0V43H5V39L3 38ZM224 39H226V40H228L229 41V38L228 37H223L222 38V41L224 40ZM178 40V38H176V40L175 41H177ZM101 49V48H100ZM6 53V52H5ZM8 54H10L12 57H13V55L15 54H17V58H20V51H18V50H10V52L8 53ZM39 55V51L37 52L36 51V48H32L31 50H30V52L28 53H26V60H34L37 56ZM148 56H149V54H143V62H147V60H146V57L148 58ZM43 61H44V63L45 62H48V61H50L51 59H54V56H52V54L51 53H44V54H41V56H39ZM46 57H49L48 59L46 58ZM54 60H52L51 62H53ZM177 61V60H176ZM190 63V62H189ZM1 65H3L4 66V64L3 63H0ZM76 68H77V66H75ZM171 68V67H170ZM108 71H111V70H108ZM70 73H77V71L76 70H74L73 69V66H70ZM181 73H183V72H181ZM12 74L14 75V77H15V70H13V72H12ZM186 75V74H185ZM187 76V75H186ZM96 77V79H101L100 77H98V76H95ZM108 77H112V78H114L115 80L114 81H110L109 80V83H111V84H113L114 86L115 85H117V76H115V75H108ZM108 77L106 78V79H108ZM16 78V77H15ZM144 78V77H143ZM187 78L188 79H190V80H192L191 78H189L188 76H187ZM90 80H92L91 78H89ZM150 77H149V79H148V82L146 83V85L147 84H150ZM44 81V80H43ZM140 81V80H139ZM193 81V80H192ZM42 82V81H41ZM40 82V83H41ZM99 82H103V80L102 81H97V82H94V80H92V83L93 84H98ZM194 82V81H193ZM181 83H182V85L183 86H185V87H188L192 92H193V94H194V97H195V90L192 88H190L189 86H187V85H185L184 84V81L181 79ZM17 84H18V81L17 80H15V86L12 88L13 89V93H15V88H16V86H17ZM145 84V83H144ZM194 84L195 85H197L196 84V82H194ZM1 84H0V88H1ZM239 88L241 89V94H243V92H244V87H241V86H239ZM255 88H257L256 86H250V87H248V88H245L246 90H247V93H251L250 92V90H253V92L252 93H254L255 92ZM0 92H1V90H0ZM3 92H4V94L6 93V92H9V91H6V87H3ZM16 94V93H15ZM155 95H157L158 97H159V95H158V93H155ZM16 96H18V94H16ZM156 97V96H155ZM151 99L153 100V98L151 97ZM44 109V108H43ZM202 111H203V113H204V108H202ZM77 112H78V114L76 115V114H74V113H71V115L73 116V118H71V120H75V122H78L83 128H84V133L87 131L86 130V126H85V122H81V113L80 112H82V113H87L83 108L82 109H80V110H77ZM107 116V115H106ZM87 117H88V114H87ZM78 119V120H77ZM92 120V119H91ZM108 120H109V118H108V116H107V120L105 121V123H104V126H105V131H104V133H107V128H108V125H107V123H108ZM94 121H96V118H95V120ZM216 124V122L215 123H213L212 125H209V126H213V131H215V130H218V129H220V128H222V125H215ZM206 125V124H205ZM26 126H28L31 130H32V127H31V125L29 124V122H26ZM226 136H227V131H226ZM49 140H51V139H49ZM48 140V141H49ZM53 140H55L57 143H58V139L57 138H53ZM48 143V142H47ZM51 143V142H50ZM46 145H48V144H44L43 146H46ZM50 145V144H49ZM250 145H252V144H250ZM261 146H264V145H260V148H261ZM47 147H49V146H47ZM43 148V147H42ZM264 148V147H263ZM57 149V147L56 148H53V151H55ZM263 150V152H264V149H262ZM44 152H45V149L42 151L41 150V154H44ZM212 156V155H211ZM227 157H228V155H227ZM213 158H216V157H213ZM45 160H47L48 161V163H50V160H53L54 162H55V159H51V157L49 156V159H47V158H44ZM220 159V158H219ZM229 161V160H228ZM56 163V162H55ZM223 163V162H222ZM256 172V171H255ZM254 172V173H255ZM219 177H220V172H219ZM161 179H155L154 180V183L156 184L155 186H154V188H161V186H160V184H161V182H159ZM202 182H204V181H202ZM246 186V185H245ZM247 187V186H246ZM214 197V196H213ZM205 198V197H204ZM214 198H217V197H214ZM205 199H207V197L205 198ZM204 201H206V200H204ZM215 201V200H214ZM218 203V202H217ZM187 204V203H186ZM219 204V203H218ZM213 205H214V202H213ZM226 206V205H225ZM183 208H185V207H183ZM179 210H181V209H179ZM178 211V210H177ZM217 211V210H216ZM88 212H89V210H88ZM96 213V212H95ZM89 214V213H88ZM95 215H94V219H95ZM151 222V221H150ZM149 224V223H148ZM150 225H151V223H150ZM145 226V225H144ZM147 229L148 230H150V228L149 227H147ZM163 235V234H162ZM150 250H151V246H150ZM175 250H177V248L175 249ZM178 250H182L183 252H188L187 251V249H186V247L185 246H183L182 244L179 246L178 245ZM153 251V250H152ZM151 251V252H152ZM100 256H102V254H100ZM159 261H160V259H158Z\"/></svg>","mask_w":264,"mask_h":264}]
</instances>
